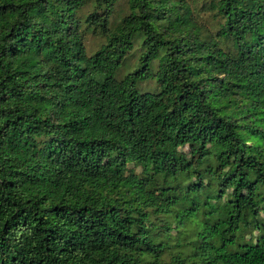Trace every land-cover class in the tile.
<instances>
[{
    "label": "trees",
    "instance_id": "16d2710c",
    "mask_svg": "<svg viewBox=\"0 0 264 264\" xmlns=\"http://www.w3.org/2000/svg\"><path fill=\"white\" fill-rule=\"evenodd\" d=\"M118 1L0 0V264H264V0Z\"/></svg>",
    "mask_w": 264,
    "mask_h": 264
},
{
    "label": "rangeland",
    "instance_id": "374dc122",
    "mask_svg": "<svg viewBox=\"0 0 264 264\" xmlns=\"http://www.w3.org/2000/svg\"><path fill=\"white\" fill-rule=\"evenodd\" d=\"M119 6L121 5V7L124 9V11L126 10V5L125 2L126 0H119ZM194 6L196 8H200L201 4L200 3H196L194 4ZM117 10H119V8H117ZM91 11V6L89 5L87 8L84 9L83 13L87 14ZM119 11H116L115 15L118 14ZM199 16H200V20L201 22H203L209 29H216V22L215 20L212 19V11L208 10V9H204V10H200L199 11ZM103 42V39L101 37H99L96 34H91V33H87L86 34V47L88 50V53L91 54L94 51H96L100 44ZM141 53V41L137 40L134 46V50L130 53V55L128 56V61L126 63V66L123 67V74H125L126 72L132 70L133 68H135L138 64V58L140 56ZM154 68L156 69L157 65H158V61L155 60L153 62ZM141 89L142 91H155L157 89L156 87V82L155 80H149L146 82H143L141 84ZM183 151H187V148H182ZM129 167L133 168L136 172H140L139 167H134L132 164L128 165ZM264 217V214H263ZM171 236L173 238V241H175L176 236H175V232L173 231L171 233Z\"/></svg>",
    "mask_w": 264,
    "mask_h": 264
}]
</instances>
